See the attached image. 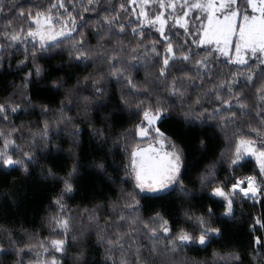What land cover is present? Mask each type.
<instances>
[{
  "label": "snow or ice",
  "instance_id": "1",
  "mask_svg": "<svg viewBox=\"0 0 264 264\" xmlns=\"http://www.w3.org/2000/svg\"><path fill=\"white\" fill-rule=\"evenodd\" d=\"M134 2L129 0V3ZM79 4L82 7L80 12L76 11V3L69 10L65 0H50L47 8L34 4L26 11L20 0H0V17L4 20L0 25V51L16 49L23 44L26 60L29 43L32 48L34 69L24 75L22 83L16 86L17 90L31 86L33 71L36 77L42 78L45 69L36 63L37 54L45 53L65 40L73 41L70 60L74 53L76 63L85 67L94 65L92 72L78 79L76 85L65 92L66 100H61L58 110L41 106L45 120L38 132H30L28 147L35 148L38 142L51 146L53 126L57 132L71 127L73 145L77 144L82 128L76 121L81 115L88 121L92 135L103 138L102 142L106 143L105 129L96 128L88 113L93 107L104 106L100 103L107 91L104 85L115 81L121 85L120 104L129 111V119H138L131 129L119 134V138L126 144L127 137L134 133L138 142L131 149L130 161L124 166L126 178L121 181L127 183V177H131L133 192L125 193L122 189L117 199L109 202L110 214L103 226L95 214L98 208L84 210L89 225L97 228L98 243L104 248V264H245L244 254L235 249L227 252L214 249L210 257L204 259L188 255L191 249L206 250L214 238L223 235V227L212 226L214 210L211 205L199 215L191 209L183 210L185 221L193 222L199 229L198 234L195 229L184 226H176L173 231V225L162 209L147 220L142 218L136 190L139 194H152V199L177 191L190 195L185 184V173L189 171L187 159L175 140L160 127L173 104L178 103L189 127L194 126L193 120L203 123L205 113L209 120L219 117L218 127L227 144L221 159L229 157L230 170L234 172L249 156L255 158L259 168L258 174L243 178L234 176L235 183L229 189L225 181H217L219 160H215L206 164L191 181L198 182L202 190L210 188L209 197L220 198L224 205L222 218L235 217L237 196L241 201L255 202L264 195V179H261L264 178V0H156L155 4L152 0H140L136 16L138 24L132 28L133 36L138 35L135 45L123 39L128 24L134 22H122L114 5H106L105 0H79ZM150 4L158 5L155 13L149 10ZM119 10L125 11V5L120 4ZM85 13L94 16L87 17ZM16 20L21 21L19 26ZM170 22H174L173 28L178 26L184 30L183 43H173L171 35L166 34ZM146 27H154L161 39L145 44ZM90 37H95V44L90 42ZM188 37L191 38L190 44ZM159 43L165 44L162 60ZM201 51L206 54L200 55ZM219 56L227 58L230 74H222L214 80ZM25 60L18 62V71L23 70L20 65L27 67ZM158 61L157 72L147 71L149 65L155 67ZM232 66L235 71L231 70ZM142 67L146 69L145 78L137 81L133 72ZM65 83L63 78L57 79L52 88L59 90ZM89 84L91 92H88ZM206 84L211 86L205 87ZM197 88L200 91L193 96L192 89ZM208 97H214V107L205 106V101L213 103ZM27 99L31 103V97ZM73 105L78 109L75 116L70 114ZM20 108V104H12L10 111L15 114ZM49 112H53L52 118H49ZM0 120L4 123L9 120L7 101L0 102ZM17 133L23 137L22 128L0 129V140L3 141L0 168L20 169L28 174L37 157L32 151L18 148ZM200 144L207 149L206 140L201 139ZM96 167L107 171L103 162L97 163ZM78 175V161L63 177L53 168L47 169V176L62 185L49 204L54 211L48 217L50 235L62 238L22 248L18 246L20 241L15 235V227L0 224V237H3L0 239V254L15 252L16 264H25V248L39 247L46 255L42 260L38 259L37 264H60L54 253L66 252L72 220L71 215H66L69 209L65 197L76 191L74 180ZM255 225L264 229V215L254 219L253 230H257ZM72 238L76 239L75 236ZM5 243L10 248H5ZM252 245L248 264H264V236L253 237ZM84 257L82 250L75 258L76 264H87Z\"/></svg>",
  "mask_w": 264,
  "mask_h": 264
},
{
  "label": "trees",
  "instance_id": "2",
  "mask_svg": "<svg viewBox=\"0 0 264 264\" xmlns=\"http://www.w3.org/2000/svg\"><path fill=\"white\" fill-rule=\"evenodd\" d=\"M152 1L155 4L156 0ZM20 2L27 11L34 4L43 5L47 8L50 0H20ZM52 2H56V0H52ZM65 2L69 6V10H72L71 5L76 3V11H82L79 0H65ZM105 2L106 5L115 6L120 13L122 22L127 23L128 20L134 22L128 24L123 39L135 45L138 35L133 36L132 28L137 26L138 21L129 0H105ZM120 4L125 5V11L119 10ZM157 7L158 5L156 7L151 5L149 10L155 13ZM31 10L35 12L36 8H31ZM177 10H179V7ZM85 16L92 17L94 14L85 13ZM3 23L4 20L0 17V25ZM16 23L19 26L21 21L16 20ZM173 24L174 22H170L166 26V34L171 35L173 43H183L185 40L184 30L178 28V26L173 28ZM196 26L199 27L198 22H196ZM144 35L145 44L161 39L155 28L146 27ZM76 38L79 39V34ZM90 42L95 44V37H90ZM188 42L191 43L190 37H188ZM72 43L71 40H65L45 53H38L36 63L42 65L45 71L42 73V78L36 77L33 71L31 86L23 90H17L16 86L22 83V78L29 69H34L31 43L28 45L26 60L23 44H20L16 49L0 51V60H2V63H0V102H9V120L7 123L0 120V129L8 131L11 127L22 128L23 137L21 138L20 133H17L16 145L21 150L32 151L37 157L36 161L30 165L28 174L20 169L4 170L0 168V224L15 227V235L20 241L18 246L22 248L28 244L39 245L52 238H62L52 237L48 224V217L54 211V209L49 208V204L55 195L59 193L62 185L47 176V169L51 167L59 176L63 177L78 161L79 175L74 180L76 191L65 197L66 206L69 209L66 215L72 217L71 231L67 237L68 247L65 253L54 254L60 264H76L75 258L83 250L87 264H104V248L98 243L97 228L89 225L84 210L92 211L98 208L95 214L100 217L99 224L103 226L105 219L110 214L109 202L117 199L122 189L125 193H132L134 189V181L131 177H127V183L121 181L126 178L124 166L129 163L131 149L138 141L133 133L127 137L125 144L119 138V134L126 129H131L138 122V119L135 117L129 119V111L120 104L121 85L115 81L106 82L104 85L107 89L106 94L100 99V103L104 106L93 107L88 113L95 122L96 128L102 127L105 129L107 134L106 143L102 142L103 138H96L92 135L88 121L81 115L76 121L82 128L77 144L73 145V137L70 134L71 127L57 132L55 126H53L51 146L38 142L35 148L30 149L28 147L31 140L30 132H38L45 120L41 112V106L47 105L50 109L58 110L61 100H66L65 92L76 85L78 79H82L83 76L94 69L93 64L85 67L82 63H76L74 53L70 60L69 52ZM193 48L195 50V46ZM164 49L165 44L159 43L160 60L163 58ZM205 54L204 51L200 52V55ZM195 58L198 59L199 57ZM21 60H25L27 67L20 65L23 70L18 71V62ZM226 60L227 58L219 56L220 63L215 68L214 80L220 78L222 74H230V66ZM159 66L160 62L158 61L155 67L149 65L147 71L155 73L158 71ZM231 70L235 71V66H232ZM145 72L146 69L142 67L138 72L134 71L133 75L137 81H143ZM61 78L66 81L64 87L59 90L53 89V81ZM210 86L209 84L205 85V87ZM91 91L92 88L89 84L88 92ZM199 91V88L192 89L193 96ZM29 96L31 97V103L27 99ZM208 100H212L213 103L208 104L205 101V106L208 108L214 107V97H208ZM167 102L170 103L171 98ZM12 104H20V111L15 114L11 113L10 107ZM77 111V107L73 105L70 114L75 116ZM53 115V112H49V118H52ZM218 120L219 117L209 120L207 113H205L203 123L193 120L194 126L189 127L179 109V104H173L166 114V118L160 123V127L175 140L187 159L189 171L185 173V184L190 195L185 196L177 191L158 199H152L150 198L152 194H139L136 190L137 199L140 200V212L143 219L147 220L155 211L162 209L166 218L170 219L173 231L176 230V226H184L189 230L195 229L197 234L199 232L198 227L193 222L185 221L183 210L191 209L193 213L199 215L206 212L209 205H211L214 210L212 218L214 223L212 226L223 227V235L214 238L206 250L191 249L188 251V255L197 259H204L210 257L214 249L225 252L235 249L244 254L245 264H248V253L253 246V237L257 235L264 236V229H259V225H255L257 230H253L254 219L264 215V195L255 202L249 199L241 201L240 196H237L236 215L233 219H227L221 216L224 205L220 198L209 197L210 188L202 190L198 182H191L196 179L198 173L203 170L206 164L215 160H219L217 181H225L229 189L231 184L235 183L234 176L243 178L259 173V168L251 157L245 158L241 162V166L236 167L234 172L228 167L229 157L226 156L221 159V153L227 149V144L223 132L218 127ZM201 139L207 141L206 150L200 144ZM2 146L3 141L0 140V147ZM126 147L127 151L125 150ZM99 162L105 164L106 172L96 167ZM73 236L76 239H73ZM0 239H3V237H0ZM4 247L10 248L7 243L4 244ZM25 252L27 253L23 257L25 264H29V262L37 264V260H42L46 255L43 249L39 247L32 250L25 248ZM16 260L15 252H12L11 255L0 254V264H16Z\"/></svg>",
  "mask_w": 264,
  "mask_h": 264
},
{
  "label": "rangeland",
  "instance_id": "3",
  "mask_svg": "<svg viewBox=\"0 0 264 264\" xmlns=\"http://www.w3.org/2000/svg\"><path fill=\"white\" fill-rule=\"evenodd\" d=\"M152 3H153V1H152ZM131 5H132V7H133V11H134V13L136 14V16H137V14L139 13V10H140V0H135V2L134 3H131ZM152 4H150V6H151ZM57 27H59V25L57 26ZM154 28V27H153ZM50 43V42H49ZM213 47H214V45H213ZM234 50V49H233ZM223 57V56H222ZM226 58V57H225ZM144 143H146V142H144ZM249 157H251V156H249ZM247 158V157H246ZM252 159H254V161H255V158L254 157H251ZM255 163H256V161H255ZM243 186H245L246 187V184L245 185H243Z\"/></svg>",
  "mask_w": 264,
  "mask_h": 264
},
{
  "label": "water",
  "instance_id": "4",
  "mask_svg": "<svg viewBox=\"0 0 264 264\" xmlns=\"http://www.w3.org/2000/svg\"><path fill=\"white\" fill-rule=\"evenodd\" d=\"M247 186V185H246Z\"/></svg>",
  "mask_w": 264,
  "mask_h": 264
}]
</instances>
